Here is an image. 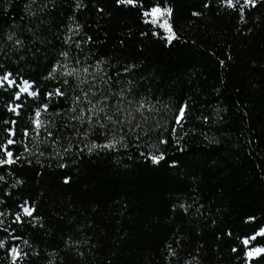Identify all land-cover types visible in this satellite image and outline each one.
<instances>
[{
    "label": "trees",
    "instance_id": "trees-1",
    "mask_svg": "<svg viewBox=\"0 0 264 264\" xmlns=\"http://www.w3.org/2000/svg\"><path fill=\"white\" fill-rule=\"evenodd\" d=\"M5 76L0 264H264V0H0Z\"/></svg>",
    "mask_w": 264,
    "mask_h": 264
},
{
    "label": "snow or ice",
    "instance_id": "snow-or-ice-1",
    "mask_svg": "<svg viewBox=\"0 0 264 264\" xmlns=\"http://www.w3.org/2000/svg\"><path fill=\"white\" fill-rule=\"evenodd\" d=\"M121 3H128V4H132L134 3V0H120ZM257 0H245V4L247 5H251V6H254L256 4ZM225 3L229 6V7H235L236 6V3H239V0H225ZM243 7V6H242ZM145 15H152L153 16V23H157L158 22V17H165V19L163 20V23L160 24V27L162 28H165L167 33H168V36H167V39L169 42H171L173 39H175V34L174 32L172 31V27L171 25L169 24L168 22V18H170L171 16V10L170 9H161L159 7H156V8H153L151 10V13H145ZM63 55L67 56V53H64ZM83 71L85 73L88 72V69L87 68H84ZM79 74H80V70L79 69H72L70 71H67L66 72V75L68 76H77V78L79 77ZM3 80H7L8 83L11 85L13 83V81L11 80H8V77L5 76L3 77ZM2 82V81H0ZM82 83L84 81H81ZM65 83H67V81H65ZM25 84L27 85V81H25ZM29 87L30 85L24 87L21 89L22 92H28L29 90ZM33 96L37 95L36 92H32L31 93ZM94 94V93H93ZM47 95L49 97L55 95V96H64V93L59 89L57 88L55 90L54 93H47ZM84 96H85V99L88 98V94L87 93H84ZM107 100V97H103L102 100L100 101H97L96 104H92V102L89 100V104H90V107L88 109V121L89 123H91L92 121V118L93 116H95L97 118V123H99V120H100V113H105V117L106 119L109 121V122H112L113 124H116V123H120L121 121H117L115 120L113 117L116 113H120L121 111H123V106L122 105H118L117 106V109H116V113H114L113 115H108L107 112H106V104L104 106H100L101 104H104V102ZM79 101V97L76 98V100L74 102H78ZM142 107V106H141ZM47 109H48V106L47 105H44L43 108L41 110H37L36 113H35V127H36V130L38 131L41 127L44 126V122L40 119V116H41V112H47ZM73 111H75V108H73ZM183 116H184V111L183 109L181 110L180 114H179V117L177 119V123L180 122V120L183 119ZM131 117V113L129 112L128 113V117L126 118H130ZM74 119H78L80 121H83L85 119V114L83 112V110H81V115L77 116V117H74ZM101 127H104L105 125L104 124H101L100 125ZM138 126V125H137ZM48 135L50 136L51 133H48ZM119 141H113L107 145H102L101 147H106V148H112L115 146L116 143H118ZM14 141L12 140H9L8 141V144H13ZM6 147V146H5ZM93 148L94 147H97L96 145H93L92 146ZM92 149L89 148V151H91ZM7 156H8V159L7 160H0V164H11V163H14V161L11 159L12 157V153L11 152H7ZM152 161L154 163H159L160 160L164 159L163 155H158V156H152L151 157ZM24 213L28 216H32L33 212L35 211L34 208H27L25 207L23 209ZM17 219H19V217H17ZM258 236H264V229H261L260 232L257 233ZM256 239V236H252L251 238L249 239H245L243 241V243L245 245L249 244L250 243V240H255ZM261 253H264V248H255L253 250H250L247 255L249 257H253V256H257V255H260ZM20 252L19 250H14V256H20Z\"/></svg>",
    "mask_w": 264,
    "mask_h": 264
},
{
    "label": "rangeland",
    "instance_id": "rangeland-1",
    "mask_svg": "<svg viewBox=\"0 0 264 264\" xmlns=\"http://www.w3.org/2000/svg\"><path fill=\"white\" fill-rule=\"evenodd\" d=\"M157 7L161 8V9H165V8H163V7H160V6H157ZM155 8H156V7H155ZM152 17H153V16H152ZM157 19H158V22L161 24V23H163V20L165 19V17H158ZM168 22H169V24H170L169 18H168ZM164 30L166 31L165 28H164ZM172 31H173V29H172ZM173 32H174V31H173ZM174 34H175V33H174ZM166 35L168 36L167 31H166ZM7 77H8V80H11V79L9 78V76H7ZM0 81H2V82H0V83H3L5 80H3L2 77H0ZM28 85H30V84H27V85H25L24 87H26V86H28ZM28 91H29L30 93H32L31 85H30Z\"/></svg>",
    "mask_w": 264,
    "mask_h": 264
}]
</instances>
